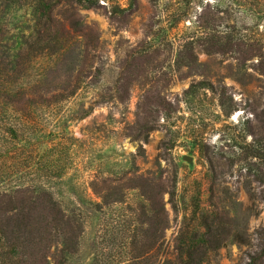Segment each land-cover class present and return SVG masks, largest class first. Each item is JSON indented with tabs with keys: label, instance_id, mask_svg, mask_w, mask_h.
Wrapping results in <instances>:
<instances>
[{
	"label": "rangeland",
	"instance_id": "374dc122",
	"mask_svg": "<svg viewBox=\"0 0 264 264\" xmlns=\"http://www.w3.org/2000/svg\"><path fill=\"white\" fill-rule=\"evenodd\" d=\"M35 1L0 0L3 49L54 50L7 88L67 95L0 96V191L49 192L75 220L44 262L162 264L207 224L220 242L203 264H246L264 230V0H45V29Z\"/></svg>",
	"mask_w": 264,
	"mask_h": 264
},
{
	"label": "trees",
	"instance_id": "16d2710c",
	"mask_svg": "<svg viewBox=\"0 0 264 264\" xmlns=\"http://www.w3.org/2000/svg\"><path fill=\"white\" fill-rule=\"evenodd\" d=\"M44 1L37 0L32 7L36 23L42 29H45L52 18L50 12L51 8L54 7L53 5L48 7ZM79 1L85 9L99 7L98 0ZM63 19L66 20V28L64 25L62 28L67 35H80L83 32L84 26L80 24V18L74 11H67ZM40 31L36 32L38 40L43 38ZM3 47L6 46L0 45V92L4 91V93L0 96H4V102L9 104L11 108L16 105L22 107L49 105L66 97L67 94L57 93L47 96L48 92L37 91H34L31 96L24 93L18 94V91L7 88L14 76L22 75L25 65L29 61L31 62L32 59L39 56L50 55L54 51L50 45L32 48L31 45L25 43V46L15 53H11L10 49H3ZM28 53L31 54L30 57H28ZM39 84L37 82V85ZM154 103L161 105L164 103V99L156 95ZM141 128L145 129L143 132L141 131V134L150 130L146 122ZM257 181L262 183L261 179ZM258 197L264 200V194H260ZM151 203L149 211L155 212L158 209L157 204L155 201ZM156 215H158V211ZM74 225L77 229L75 231H78L75 220H68L65 212L49 192H37L29 188L0 191V241L4 242V246L6 243H13L12 248L17 247L21 250V254L16 257L17 259L12 260L13 264H46L44 262L46 261V251L48 252L52 246L59 242L64 245L65 231L69 226ZM203 229V233H192L187 242L181 237L174 258H165L162 264H203L208 252L214 251L220 242L216 236L210 233L211 228L207 224L204 225ZM70 230L72 229L70 228ZM149 232H152L151 229ZM259 235L261 237L258 238L257 248L253 254L249 255V261L246 264H264V230H260ZM9 252L8 250L6 255ZM56 264H62V262ZM131 264L135 263L132 261Z\"/></svg>",
	"mask_w": 264,
	"mask_h": 264
}]
</instances>
